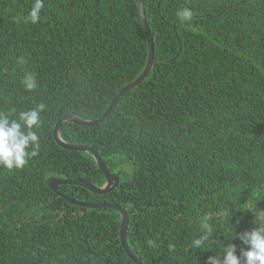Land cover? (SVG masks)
I'll return each instance as SVG.
<instances>
[{"label": "trees", "instance_id": "trees-1", "mask_svg": "<svg viewBox=\"0 0 264 264\" xmlns=\"http://www.w3.org/2000/svg\"><path fill=\"white\" fill-rule=\"evenodd\" d=\"M31 3L0 0V111L47 105L39 154L0 167V264H134L117 210L59 193L121 206L142 264H207L230 243L239 255L237 234L256 226L247 209L264 210V0H141L153 65L134 84L148 57L136 0H45L37 24L24 21ZM182 6L193 21L176 17ZM130 83L97 124L63 121L59 132L94 148L118 183L53 190L51 177L105 182L91 154L57 144V120L99 117ZM205 224L213 232L196 249Z\"/></svg>", "mask_w": 264, "mask_h": 264}, {"label": "clouds", "instance_id": "clouds-1", "mask_svg": "<svg viewBox=\"0 0 264 264\" xmlns=\"http://www.w3.org/2000/svg\"><path fill=\"white\" fill-rule=\"evenodd\" d=\"M44 8L45 0H32L24 21L31 24L39 23ZM175 15L179 21L189 23L193 21L195 13L189 6H182L177 8ZM146 38L149 44L148 41L151 40L149 31ZM21 83L28 92H32L38 86L36 76L30 72L24 75ZM46 109L47 105L41 102L30 109L20 111L16 118L11 117V112H15V109L11 112L0 111V167L8 170L22 169L31 158L39 154L40 135L35 129L41 127V113ZM247 211L253 213V223L256 226L237 234L238 239L246 247L242 248L238 255L236 245L230 243L223 249L222 255L209 256L207 264H264V210L249 207ZM204 229V233L192 241V246L196 249H200L213 232L212 227L207 224L204 225ZM148 243L149 245L154 244L153 241H148ZM173 248L174 245H169V250Z\"/></svg>", "mask_w": 264, "mask_h": 264}, {"label": "water", "instance_id": "water-1", "mask_svg": "<svg viewBox=\"0 0 264 264\" xmlns=\"http://www.w3.org/2000/svg\"><path fill=\"white\" fill-rule=\"evenodd\" d=\"M136 2L138 4L139 10H140L142 24L145 28L146 34H148L145 14H144L143 9H142L141 0H136ZM148 42H149V44H148V57H147L145 66H144L142 72L138 75V77L135 80H133V82H132L133 84L138 83L141 79H143L153 65L152 42H151V40ZM130 85H131V83L126 85L117 94H115V96L109 102V104H108L107 108L104 110V112L99 117H97L95 119L84 120V119H80L76 116H73L71 114H64L63 116H61L57 120V122L55 123L54 128H53V137H54L55 141L57 142V144H59L60 146H62L63 148H66V149L82 150V151H86L89 154H91L93 156V158L95 159L99 169L103 172L104 177H105V182L101 186H96L93 183H91L90 181H88L86 179H82V178L66 179V178H59V177H51L48 179V182L52 186L53 190L57 191L56 186L58 184H71V185L83 186L92 193L102 194L104 192H108V191L112 190L115 187V185L118 183V180H119L118 175L111 173L107 169V166H106L104 160L102 159L100 154L94 148H92L88 145H84V144L66 143L61 138L59 132H60V128H61L63 121L78 123V124L86 125V126H94L99 121H101L111 111V109L115 105L117 99L121 95L120 93L123 90L127 89ZM59 194L62 197H64L66 200H68L72 203H76L78 205H83V206L90 207V208L106 207V208H112L114 210H117L120 213V217H121L120 218V228H119V237H120L121 246H122L125 254L134 262V264H142L141 261L139 260V258L128 247V244L126 241V233H125L126 228H127L128 216H127L126 211L121 206L116 205V204L111 203V202H104V201H81V200H76V199H74V198H72L66 194H61V193H59Z\"/></svg>", "mask_w": 264, "mask_h": 264}, {"label": "rangeland", "instance_id": "rangeland-1", "mask_svg": "<svg viewBox=\"0 0 264 264\" xmlns=\"http://www.w3.org/2000/svg\"><path fill=\"white\" fill-rule=\"evenodd\" d=\"M48 179H49V178H48ZM48 179H47V181H46L47 184H49ZM102 185H103V184H102Z\"/></svg>", "mask_w": 264, "mask_h": 264}]
</instances>
